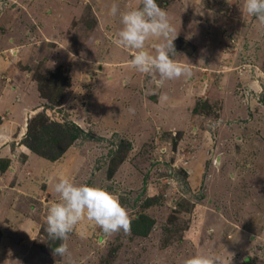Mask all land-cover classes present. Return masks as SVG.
Returning <instances> with one entry per match:
<instances>
[{"label": "rangeland", "instance_id": "374dc122", "mask_svg": "<svg viewBox=\"0 0 264 264\" xmlns=\"http://www.w3.org/2000/svg\"><path fill=\"white\" fill-rule=\"evenodd\" d=\"M5 1L0 114L19 107L7 120L23 139L46 101L38 77L60 66L69 84L48 112L88 138L9 171L0 264H264V0ZM138 213L155 220L147 237L128 228ZM43 226L65 230L62 254Z\"/></svg>", "mask_w": 264, "mask_h": 264}, {"label": "trees", "instance_id": "16d2710c", "mask_svg": "<svg viewBox=\"0 0 264 264\" xmlns=\"http://www.w3.org/2000/svg\"><path fill=\"white\" fill-rule=\"evenodd\" d=\"M171 0H147L145 2V8L153 10L157 6L165 8L169 5ZM262 7V6H261ZM262 10V8H261ZM174 49L182 48L183 38H178ZM69 69L63 71L60 66L52 69L48 75H42L38 77V87L41 97L46 101L42 105V108L38 109L36 114L28 120V129L25 137L22 139V143L31 149L33 152L41 155L44 158L55 161L60 159L69 147L78 139L88 138L87 132L80 126L67 125L63 123L65 121L56 120L52 118L48 110L54 109L59 105L64 96V91L68 87L69 81H67ZM204 103V102H203ZM207 106V104H206ZM201 104L197 103L194 107V111L198 112ZM205 111H208V107H205ZM57 119H59L57 117ZM129 142H123L119 148L112 150L111 154H116L119 161H122L126 157V153L129 150ZM4 164L0 166V170L3 172L8 167V163L5 164L4 159H1ZM113 165L109 168V175L114 173L117 168V163L113 161ZM153 199L147 200L145 205H150ZM128 228H130L133 235L147 237L150 235L155 220L147 213H138L132 218L127 219ZM65 230L52 228L47 229V226H43L41 233L46 235L48 243V249L55 254H62L64 251ZM174 230H172L173 232ZM177 233V231H175ZM174 233V234H175ZM170 233V236L174 235Z\"/></svg>", "mask_w": 264, "mask_h": 264}, {"label": "crops", "instance_id": "0c3cea01", "mask_svg": "<svg viewBox=\"0 0 264 264\" xmlns=\"http://www.w3.org/2000/svg\"><path fill=\"white\" fill-rule=\"evenodd\" d=\"M2 1H4V6H6L8 4L5 0H2ZM19 2H20V0H15V2L13 1L12 4H14V3H18L19 4ZM13 7H14V5H13ZM76 13H77V10H73L72 11V16H74ZM47 38H50V37L48 36ZM21 60H22V63H25V62H27L28 59H25L24 60V58L22 57ZM11 86H14V89H17V84L16 83L12 84ZM13 92L14 91L12 90V93ZM6 96H7V94L4 95V93L1 94V92H0V106H1V104L4 101H6V99L9 98L8 96L7 97ZM12 99L13 98H11V101H12ZM24 107L27 108L26 106H24ZM34 107H36V106H34ZM34 107H32L33 109L31 108V111H30L31 114H33L34 113L33 110L36 109ZM10 108L14 112V110L16 108H19V107L18 106H15V104H13V105H10L9 110H10ZM9 110L7 112L5 111L6 114H3V115L0 114V129L3 127V131H1V132H3V134H0V159H4L5 164L8 163V167L6 168V170H4L3 172L2 171L0 172V185L9 183L8 182L9 180H7V177H8V175H9L10 172H11V174H14V171H17L19 178L23 177V175L25 176V174H24L25 171H23V170H27V171L34 172V170H33V164H31V163H34L36 161H39V159H40V158H37L35 156L36 153H34V152L30 151V150L28 152L27 151L28 148L25 147V145L22 142L20 143V141L22 140V138H20V140L18 141L17 136L20 133L19 130H20V127L21 126H19V124H17V123L15 124V122L12 120L13 114H12V112L9 113ZM11 115H12V117H11L10 121H8L7 119ZM1 116L3 118H5V119H2ZM21 116H20V118H21ZM4 128L7 129V132L5 131ZM13 148L19 149L18 152L19 151L24 152V155L22 157H20V159H19L18 158L19 154H17V151H13ZM23 148H25L27 150H23ZM43 159H44L43 162H48V163L54 162V161L49 160V159L44 158V157H43ZM40 162H42V161H40ZM2 174H5V176H3V178H2ZM15 177L17 178V180H19L16 175L14 176V178ZM5 181H6V183H5ZM7 187L9 188V190H6L5 189L6 190L5 191L6 194L3 193L4 195L2 196L3 199H5V200L9 199L8 197H11L12 196V193H10V191L11 192L16 191L11 186L10 187L7 186ZM22 196H24V195H22ZM0 209H1V211H0V214H1V213H3V210L5 208H3L2 206H0ZM18 224L19 225L21 224L22 226H24L26 224V221H21L20 222L19 219H18ZM22 226H18V228H17L18 231H16V232L19 233L18 234L19 235L18 237H20V235H23V236L26 237L25 228L22 227ZM20 241H21V243H23V241H25V239H21Z\"/></svg>", "mask_w": 264, "mask_h": 264}, {"label": "built area", "instance_id": "2783aa9c", "mask_svg": "<svg viewBox=\"0 0 264 264\" xmlns=\"http://www.w3.org/2000/svg\"><path fill=\"white\" fill-rule=\"evenodd\" d=\"M50 115H51V117H52V118H55L56 120H59V119H57V117H56V116H55V117H53L51 113H50Z\"/></svg>", "mask_w": 264, "mask_h": 264}, {"label": "clouds", "instance_id": "9594fccd", "mask_svg": "<svg viewBox=\"0 0 264 264\" xmlns=\"http://www.w3.org/2000/svg\"><path fill=\"white\" fill-rule=\"evenodd\" d=\"M37 110V109H36ZM50 113H52V112H50ZM57 117V116H56Z\"/></svg>", "mask_w": 264, "mask_h": 264}, {"label": "water", "instance_id": "95a60500", "mask_svg": "<svg viewBox=\"0 0 264 264\" xmlns=\"http://www.w3.org/2000/svg\"><path fill=\"white\" fill-rule=\"evenodd\" d=\"M101 239V238H100Z\"/></svg>", "mask_w": 264, "mask_h": 264}]
</instances>
